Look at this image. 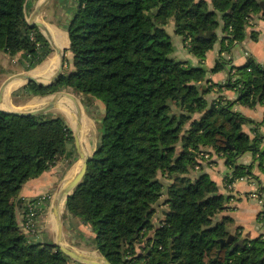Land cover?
<instances>
[{
  "label": "trees",
  "instance_id": "1",
  "mask_svg": "<svg viewBox=\"0 0 264 264\" xmlns=\"http://www.w3.org/2000/svg\"><path fill=\"white\" fill-rule=\"evenodd\" d=\"M261 2L76 0L61 77L12 93L17 104L59 90L89 107L103 104L100 140L66 213L89 225L93 249L113 264H264V236H243L229 212L230 193L203 170L205 154L224 158L228 189L255 175L254 162L238 161L251 151L264 171V116L258 121L235 108L264 104V62L249 54L243 64H233L222 54L248 36L252 19L264 21ZM29 3L0 0V51L25 70L53 51L29 24ZM200 30L212 34L202 37ZM251 35L258 39L256 30ZM177 38L198 64L174 56ZM217 44L219 55L208 68L205 60ZM226 69L223 83L211 77ZM225 89L237 97L214 96ZM76 155L63 114L0 111V264L77 263L18 218L27 211L24 184L60 161L71 166ZM258 219L264 222V208Z\"/></svg>",
  "mask_w": 264,
  "mask_h": 264
},
{
  "label": "crops",
  "instance_id": "2",
  "mask_svg": "<svg viewBox=\"0 0 264 264\" xmlns=\"http://www.w3.org/2000/svg\"><path fill=\"white\" fill-rule=\"evenodd\" d=\"M38 2H39L38 0H30L29 7L31 6V10L29 12V15L33 13L35 6L38 4ZM75 6H76V0H54L52 4L45 10L42 16V20L44 21V23L47 24L48 30L53 27L67 31L66 30L67 24L69 22V19L72 17L74 13ZM253 40L254 39L247 36L242 41V43H245L246 45L250 43H256L253 42ZM259 40H261L262 45H264V31H262L259 34V37L256 41L258 42ZM262 45H260L259 48L256 47V45L252 44L251 48L243 47L242 50L238 48L235 50V48H233L231 51L232 63L243 64L247 60L248 57L247 54L254 56L256 60L259 62H264V50H263L264 46ZM178 50L180 49L178 48ZM214 54H216L215 50L208 53V56L204 63L206 67L210 68L214 64L217 58V56H214ZM6 56L7 54L5 52L0 51V63L2 62L1 59L3 57L6 58ZM190 58L192 61L191 63L198 64L199 60L197 57L192 55ZM227 76H228L227 69L211 75L214 81L221 83H223L226 80ZM227 92L228 93H226V96L228 98L235 99L237 97V92L228 89ZM235 108L241 110L246 115L251 116L253 119L256 120H262L264 116V104H258L254 108L245 107L240 104H236ZM250 128L251 125L245 126V129H247L248 131H250ZM260 130L264 134V124L260 125ZM262 147H264V143L262 144ZM241 157L242 160L239 162L250 163L253 154H244ZM256 164H255L254 173L258 177L251 176L248 179L236 180L233 185L232 192H229L231 195L229 204L230 206H232V209L229 212L234 215L237 224L242 226L241 231L243 233V236L249 238H254L260 235L264 236V222L258 219L260 211L264 208V204L261 203L256 198L247 197L246 195H244V193L246 192L264 188V172L262 171V169H260L258 162H256ZM73 165L75 166V164L73 163L71 166L68 167L67 162L65 164L63 160L58 162L50 170L45 171L39 177L29 179L22 188L21 191L22 198L28 200V198H33L43 193H53V191L56 192V190L61 186V184L70 176L72 170L75 168L73 167ZM221 165L222 166L218 167V169H220V171L217 172L218 176H214V179L218 182L221 189L225 191L226 188L225 187L223 188V184L225 180L224 177H222V173L223 172L225 173L227 171V167L224 163V160H223V164L221 163ZM207 172H209V174L212 175L210 168L207 169ZM52 189L53 191H51ZM18 218L19 221L21 222L22 220L21 211H19ZM68 228L69 230H71V232L77 231L81 234H84V231L87 229L90 230L89 225L84 224L78 217H74V216L69 217ZM65 235L68 241L71 244H73L67 236V231H65ZM49 237H50L49 235L46 236L42 235V239L44 238L45 241L49 240L50 239ZM75 264H81V263L77 262Z\"/></svg>",
  "mask_w": 264,
  "mask_h": 264
},
{
  "label": "water",
  "instance_id": "3",
  "mask_svg": "<svg viewBox=\"0 0 264 264\" xmlns=\"http://www.w3.org/2000/svg\"><path fill=\"white\" fill-rule=\"evenodd\" d=\"M54 0H39L38 4L35 6L33 13L28 18L30 25H35L38 27L39 31L45 36V38L51 44V47L55 53L47 58L46 66L52 57L55 58V67L53 66L52 74L49 76L48 71H45L41 75L34 74V69L16 72L8 76L0 85V111L6 113H13L16 115H33V114H43L49 113L53 109L66 107L78 108V120L76 126L73 128V134L75 139V148L78 154V159L75 163V168H77L76 173L70 179H66L61 186L56 190L52 197L50 205V216L53 224V231L55 233V238L53 243L60 247V249L70 258L81 264H113L106 256L102 254H97L90 251H84L78 249L74 245L70 244L68 241L65 231H64V213L67 206V201L69 196L74 192L77 186L84 180L88 169V162L92 157V153L85 151L82 147V131L85 127L86 122V112L85 106L82 101L77 97L76 94L64 90L55 91L46 95H41L39 100L33 106L17 107L6 101L5 91L8 85L14 82H18V85L12 88L9 95L19 87L29 83L36 82L41 85H50L56 82L64 72L66 66V54L67 49L70 47L69 44L66 46H61L51 35L48 30L47 24L42 20V16L45 10L52 4ZM264 7V2H261ZM212 31L204 32L200 30L199 36L209 37ZM69 36V34H68ZM67 94L71 99H64L58 96V94ZM8 99V98H7ZM69 178V177H68ZM63 203L62 212H58V208ZM224 241V240H223ZM222 241V242H223ZM242 241V240H241ZM240 241V242H241Z\"/></svg>",
  "mask_w": 264,
  "mask_h": 264
},
{
  "label": "rangeland",
  "instance_id": "4",
  "mask_svg": "<svg viewBox=\"0 0 264 264\" xmlns=\"http://www.w3.org/2000/svg\"><path fill=\"white\" fill-rule=\"evenodd\" d=\"M30 10H31V6H30ZM29 17H30V15H28V18ZM172 27L173 26L171 24H168L167 29L175 37V35L173 33L174 29ZM253 30H256L258 32V35L262 31H264V21H263V19H260V18L252 19L251 25L248 27V36L250 38H252V39H254V37H252L253 35H251V31H253ZM254 40H253V42H256V43H250V44L246 45L245 43L240 42V43H236L233 46V48H235V50L237 48L242 50L243 47H246V48L250 47L251 48L252 44H254V45H256V47L260 48V45H262V41L259 40L257 42L256 40L255 41ZM175 43H176L177 46H179L180 50H176L175 53H174V56L177 59H182V60L183 59H187L188 61L192 62L191 58H190L192 55L189 53L187 48L183 47L182 39L177 38ZM262 46H264V45H262ZM263 50H264V47H263ZM215 52H216V54H214V56H218L219 52H220V44L216 45ZM54 53H55V51L53 50L52 53L48 57L52 56ZM222 54H223V56L225 58L231 57V53L228 54L227 52H224ZM247 55L249 56V54H247ZM47 58L41 64H38L36 67H34V68H36L35 70L43 68V65L46 64V62H47ZM1 60H2V62L0 63V85L11 74H14V73L20 72V71H25V69L22 66L19 65V63H18V61L16 59H12L8 55L6 56V58L3 57ZM66 66H67V61H66ZM230 66H231V64H228V67H230ZM228 90H231V89H228ZM68 92H70V91H68ZM226 93H228L227 89L222 90L220 92H217L214 96H217L218 94H225L226 95ZM39 97L40 96H35V97H32V98L28 99L27 101L20 102L19 104H17V103L14 102V100L12 98V94L9 95V93H7V98H8L7 101H9L10 104H12L14 106H17V107L32 106V105H34V104H36L38 102ZM77 97L81 100L80 96L77 95ZM93 101L96 102L95 100H93ZM83 104L85 106V112H86L85 125L88 123V125L84 127V131H85V133L87 135V140L89 141L88 142V148H89L88 150L90 151V153H93L94 149L96 148V146L98 145V142L100 140L101 131H100V128H99L100 127L99 126V121L101 119L102 113L104 112V106H103V104L100 101H97L96 104L94 106L92 105L91 107H89L85 103H83ZM52 112L53 113H61V114H63L73 128L76 126V125L73 124L72 118L65 111V109L56 108V109H53L51 111V113ZM258 121H260V120H258ZM245 154H253V153L251 151H248ZM204 156H205V160H203V163H204L203 170L207 172V169L210 168V170L212 172V175H210V176L212 178H214V176H218L217 172L220 171V169H218V167L222 166L221 163L223 164L224 158L219 157L216 153H212L211 155L210 154L209 155L205 154ZM77 159H78V154L76 155V159H75L74 164L76 163ZM241 160H242V157H239L238 161H241ZM250 162H254V164H256V162H258V164H259V160L258 159L255 160L254 156L252 157V160ZM64 163L66 164L65 160H64ZM73 167H74V165H73ZM254 169H255V165H254ZM207 173H209V172H207ZM225 173L224 172L222 173V177L225 176ZM254 176H252V177H254ZM255 177H258V176H255ZM248 178H250V177H248ZM224 187L225 186L223 184V188ZM51 191H53V189ZM225 192H227V193L232 192V189L229 190V188H228V189L225 190ZM54 194H55V191H53V193H51L52 197H53ZM33 198H35V197H33ZM31 199L32 198H28L27 201H30ZM51 201H52V198L49 200V202H47L46 205H44L42 207V209H41V211H40V213L38 215V222H39L38 223V225H39V227H38V235L40 236L39 239H42V235L43 236L49 235L50 239L46 240V241H54V238H55V233H53L54 232L53 231V224H52L51 216H50ZM21 215H22V213H21ZM69 217L70 216L66 213V210H65V213H64V224H63L64 226L63 227H64V231H67V236H68L69 240L74 244V246L77 247L78 249H81V250H84V251H90V252H94V253L100 254L98 252V250L93 249V244H92L93 233L89 229L85 230L84 234H81V233H79L77 231H72L71 232V230H69V228H68L69 227ZM42 240H44V238Z\"/></svg>",
  "mask_w": 264,
  "mask_h": 264
},
{
  "label": "built area",
  "instance_id": "5",
  "mask_svg": "<svg viewBox=\"0 0 264 264\" xmlns=\"http://www.w3.org/2000/svg\"><path fill=\"white\" fill-rule=\"evenodd\" d=\"M30 37L33 40H36V34L34 31L30 32ZM249 176H243L237 180H244L248 179ZM236 181V180H235ZM234 182H231L228 184V187L230 189H233ZM244 195L252 198L258 199L261 203L264 204V188L246 192ZM52 198L51 193H43L35 198L31 199L30 201H27V211L22 214V220L21 223L23 227L33 234L36 238H38V215L44 205L49 202V200Z\"/></svg>",
  "mask_w": 264,
  "mask_h": 264
},
{
  "label": "bare ground",
  "instance_id": "6",
  "mask_svg": "<svg viewBox=\"0 0 264 264\" xmlns=\"http://www.w3.org/2000/svg\"><path fill=\"white\" fill-rule=\"evenodd\" d=\"M50 33L52 36H54L55 40L61 45V46H64V45H68L69 44V36H68V32L65 31V30H60L58 28H51L49 29ZM53 66L55 67V58L52 57L49 61V63L44 66V68H40V69H37V70H34V74H38V75H41L42 73H44L45 71H48V75L50 76L52 74V70H53ZM18 85V82H14V83H11L10 85H8V87L6 88V91H5V96H6V101H7V93L10 92V90L14 87H16ZM9 91V92H8ZM58 96H60L61 98H64V99H71V97L67 94H58ZM33 106V105H32ZM64 111V110H63ZM65 111L70 115V117L72 118V121H73V124L76 125V122L78 120V108L77 107H74L72 105V107H66L65 108ZM88 123L85 125L87 126ZM88 140H87V135L85 133V131L83 130L82 131V147L85 151H88L90 152L88 149ZM77 168H74L69 176L68 179L72 178L74 176V174L76 173V170ZM62 209H63V203H61V205L59 206L58 208V212H62Z\"/></svg>",
  "mask_w": 264,
  "mask_h": 264
}]
</instances>
